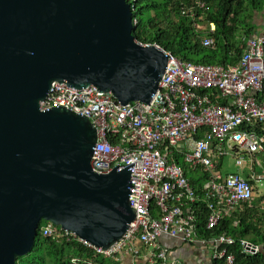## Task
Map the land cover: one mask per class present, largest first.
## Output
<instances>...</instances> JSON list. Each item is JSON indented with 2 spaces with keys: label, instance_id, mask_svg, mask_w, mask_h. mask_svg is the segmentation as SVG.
<instances>
[{
  "label": "water",
  "instance_id": "obj_1",
  "mask_svg": "<svg viewBox=\"0 0 264 264\" xmlns=\"http://www.w3.org/2000/svg\"><path fill=\"white\" fill-rule=\"evenodd\" d=\"M134 19L127 0H0V264L33 251L42 221L108 250L136 220L130 167H92L90 118L40 110L56 82L150 103L168 56Z\"/></svg>",
  "mask_w": 264,
  "mask_h": 264
},
{
  "label": "built area",
  "instance_id": "obj_2",
  "mask_svg": "<svg viewBox=\"0 0 264 264\" xmlns=\"http://www.w3.org/2000/svg\"><path fill=\"white\" fill-rule=\"evenodd\" d=\"M127 1L136 10L137 0ZM205 5L203 0H196L195 7L182 11L196 17L194 9ZM134 22L138 27L139 20L135 18ZM215 29V24L210 23L209 34ZM203 43L206 47L214 45L210 36ZM142 44L154 46L168 56L166 73L150 103L124 105L112 93L95 86L78 90L57 82L40 103L41 111L67 108L90 118L98 130L92 159L95 172L110 174L117 167H130V200L138 212L137 222L108 250L83 242L74 232L62 228L55 230L49 226L43 230V236L69 243L78 240L106 258L127 254L135 264H143L137 261L149 256L148 263L153 264L167 259V251L157 247L166 235L187 243L200 240L210 245L214 260L235 264L234 254L229 251L237 243L234 237L224 233L211 239L201 238L193 225L194 217L184 215L180 207H175L161 222H151L149 206L156 198L166 212L170 201L197 200L184 170L168 159L170 148L187 150V162L206 171L213 169L215 159L230 152L255 154L264 150V34L249 37L239 63L228 68L182 61L158 44ZM205 90L219 91L222 98L229 100L228 104L221 105L210 94H202ZM248 127H260L262 132ZM160 147H165V152ZM208 187L219 197L217 210L231 211L253 197V187L239 176H230L223 183L213 179ZM177 188L181 191L175 194ZM219 219V214L213 213L208 229L213 230ZM240 245L246 254L260 250L248 239H242ZM72 264L96 263L73 258Z\"/></svg>",
  "mask_w": 264,
  "mask_h": 264
},
{
  "label": "trees",
  "instance_id": "obj_3",
  "mask_svg": "<svg viewBox=\"0 0 264 264\" xmlns=\"http://www.w3.org/2000/svg\"><path fill=\"white\" fill-rule=\"evenodd\" d=\"M205 8H195L196 17L184 14V9L195 7L196 0H137L135 18L139 20L137 40L146 44H158L182 61L203 65H222L224 68L237 65L246 48V40L256 34H264V0H203ZM257 15H262L257 19ZM261 20V23L258 21ZM214 23L215 32L209 34V24ZM210 36L214 41L212 47H206L204 39ZM219 92V91H218ZM205 90L212 100H219L221 105L228 104L220 92ZM222 99V100H221ZM255 129L256 127H248ZM258 132H262L257 127ZM181 167L188 168L187 163L175 156ZM193 176V175H192ZM191 177L196 187H203L204 178ZM255 185L254 182H252ZM256 188L254 189V191ZM252 201L236 215L234 219L223 221L213 230L207 228V204L199 218L198 233L201 238L211 239L226 233L234 237L237 243L229 247L235 255L236 264H264V210L259 201ZM42 222L33 251L18 259V264H72L73 258L93 260L96 264H121L117 258H106L78 240L67 242L65 239L44 237L42 229L47 225ZM248 239L258 246L256 255L243 252L240 241ZM32 255L31 260H26ZM27 262V263H25ZM161 261H157L159 264ZM213 264H223L214 260Z\"/></svg>",
  "mask_w": 264,
  "mask_h": 264
},
{
  "label": "bare ground",
  "instance_id": "obj_4",
  "mask_svg": "<svg viewBox=\"0 0 264 264\" xmlns=\"http://www.w3.org/2000/svg\"><path fill=\"white\" fill-rule=\"evenodd\" d=\"M160 149H162V152H165V147H160ZM263 153H264V150L261 152H257L255 154H249L247 152L233 151V152H230V153H228V154H226V155H224L218 159H215L213 169L211 171H206L203 167H200V165H198V167H195V165H192L189 162H187V154H188L187 150L178 149V148H170L169 154H168L169 160L176 161L175 156L180 155V157H182V159H184V161L187 163L188 168L181 167V165L179 163L178 164L180 165L182 170H184L185 176L189 182V186L191 187L192 191L195 193L197 200L195 202H191V201H182V202L170 201L167 203L168 211L165 212L157 204L158 200L156 198H154L150 202V206H149L150 221L151 222H154V221L161 222L162 219L165 216H167L175 207H180L182 210V213H184V215H192L194 217L193 225L195 227L199 228V226H200L199 218L201 217L200 214L204 213V204H207V207H206V210L208 212L207 228H209L210 217L215 212L219 214L220 219H219L218 223L214 226L213 229L217 228V226H219V224L223 221H226L229 219H231V220L234 219L236 217V215L244 208L245 205L250 204L254 200V196H255L254 189L256 188V185L259 182H263L264 177L261 176V174L257 173L256 171L252 172L253 175L250 178H243L242 175L239 173L223 174L221 172V168H222V165L224 162V158L227 155H233L237 164H243L245 157L247 158V156H250V162H251L252 168H255L256 162H255L254 158L263 154ZM190 175L191 176L192 175L197 176L198 179L204 178L203 187L202 188L196 187L192 183ZM230 176H239V177L245 179L253 187L252 200L247 202V203L241 204L240 206L234 207L231 211L217 210L216 205L218 204L219 197L214 192H212V190L208 186L213 179H216L217 183H223ZM217 177H220V178L217 179ZM252 182H254L255 185H253ZM180 191L181 190L177 188L175 190V194L180 193ZM212 206H215V207H212ZM136 212H137V210H136ZM137 220H138V212H137L136 220L134 222H137ZM42 222H45V221H42ZM47 223L48 224L42 229V233H43V230L49 226H52V228L55 230L60 228L59 226H56L53 223H50V222H47ZM41 224H40V226H41ZM257 253L247 254V255L251 256V255H256ZM234 257H235V255H234ZM235 264H236V258H235Z\"/></svg>",
  "mask_w": 264,
  "mask_h": 264
},
{
  "label": "crops",
  "instance_id": "obj_5",
  "mask_svg": "<svg viewBox=\"0 0 264 264\" xmlns=\"http://www.w3.org/2000/svg\"><path fill=\"white\" fill-rule=\"evenodd\" d=\"M259 156H262V161L259 160L258 162V156L254 158L256 162L255 171L264 177V153ZM260 162L262 163L261 165L259 164ZM261 197H264V195ZM157 247H161L167 251L166 261H161L159 264H213L214 261L210 245H205L200 240L187 243L181 239L164 235L159 240ZM129 257L127 254L124 255V259L122 260L124 262L122 263L121 261V264H135L131 257L127 262V258ZM153 264L158 263L155 262Z\"/></svg>",
  "mask_w": 264,
  "mask_h": 264
},
{
  "label": "rangeland",
  "instance_id": "obj_6",
  "mask_svg": "<svg viewBox=\"0 0 264 264\" xmlns=\"http://www.w3.org/2000/svg\"><path fill=\"white\" fill-rule=\"evenodd\" d=\"M206 6V5H205ZM263 15V18H264V12L262 13ZM262 15H257V19H261L260 17ZM258 23H261V20L258 21ZM262 156H258V162L259 160L262 161ZM264 158V156H263ZM260 165L262 164L261 162L259 163ZM255 171V168H252V165H251V162H250V156H247V158L245 157L244 159V163L243 164H237L236 163V160L234 158L233 155H227L225 158H224V162H223V165H222V168H221V172L223 174H230V173H239L242 175L243 178H250L253 173ZM264 195V180L263 182H259L257 185H256V190H255V196H254V201H257V200H261V196ZM259 206H261L264 210V199H262V201H259ZM128 256V255H127ZM32 255L28 256L26 258V260H31L32 259ZM131 257V256H130ZM127 258V262L128 260L130 259ZM119 261L120 259H124L123 258V255L122 257H116ZM132 258V257H131ZM133 259V258H132ZM150 257H144V258H141L140 260L137 261V263H143V264H149L148 261H149ZM22 261V260H21ZM20 261V262H21ZM19 262V264H20ZM124 261H122L123 263ZM27 263V262H25Z\"/></svg>",
  "mask_w": 264,
  "mask_h": 264
}]
</instances>
